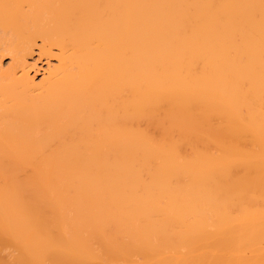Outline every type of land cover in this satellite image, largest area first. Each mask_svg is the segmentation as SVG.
Returning a JSON list of instances; mask_svg holds the SVG:
<instances>
[{
    "label": "bare ground",
    "instance_id": "obj_1",
    "mask_svg": "<svg viewBox=\"0 0 264 264\" xmlns=\"http://www.w3.org/2000/svg\"><path fill=\"white\" fill-rule=\"evenodd\" d=\"M6 55L0 264H264V0H0Z\"/></svg>",
    "mask_w": 264,
    "mask_h": 264
},
{
    "label": "rangeland",
    "instance_id": "obj_2",
    "mask_svg": "<svg viewBox=\"0 0 264 264\" xmlns=\"http://www.w3.org/2000/svg\"><path fill=\"white\" fill-rule=\"evenodd\" d=\"M36 58V54L34 53L32 55V57L30 58V61H33L35 60ZM10 61H11V56L10 55H6V56H3L2 58H0V76H2V70L6 69L9 64H10ZM37 66L39 68V71L36 73L35 77H36V80L39 81L41 78H42V74H43V68L46 66L45 65V61H41V60H37ZM0 249L2 251V254L6 255V256H10L11 255V252H12V248L11 247H1L0 246Z\"/></svg>",
    "mask_w": 264,
    "mask_h": 264
}]
</instances>
